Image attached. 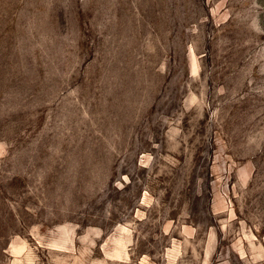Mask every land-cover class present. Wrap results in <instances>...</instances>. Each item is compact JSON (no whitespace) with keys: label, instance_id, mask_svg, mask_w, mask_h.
I'll return each instance as SVG.
<instances>
[{"label":"rangeland","instance_id":"1","mask_svg":"<svg viewBox=\"0 0 264 264\" xmlns=\"http://www.w3.org/2000/svg\"><path fill=\"white\" fill-rule=\"evenodd\" d=\"M0 264H264V0H0Z\"/></svg>","mask_w":264,"mask_h":264}]
</instances>
